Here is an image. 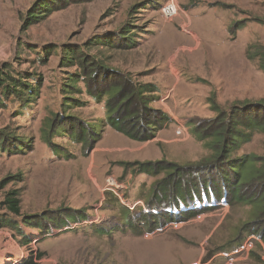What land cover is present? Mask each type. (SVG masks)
I'll return each mask as SVG.
<instances>
[{
  "label": "rangeland",
  "instance_id": "rangeland-1",
  "mask_svg": "<svg viewBox=\"0 0 264 264\" xmlns=\"http://www.w3.org/2000/svg\"><path fill=\"white\" fill-rule=\"evenodd\" d=\"M35 1L0 0V68L7 65L15 76L43 81L31 101L10 97L0 109V130L25 144L10 151L0 144V220L21 222L2 203L12 190L19 192L22 214L72 209L86 217L46 235L23 225V232L0 228V264L30 258L36 264H192L198 259L225 264L219 253L245 240L235 241L240 228L256 219L255 204L205 198L201 212L149 230L141 214L169 207L170 201L151 200L154 183L165 174L135 172L124 162L165 161L216 173V162L209 163L215 152L195 128H211L248 103L264 108V0H176L178 12L170 20L160 9L165 0H67L28 26ZM103 38L108 42L97 44ZM69 44L99 60L109 75L102 71L98 81L84 80L77 65L62 61ZM125 79L133 87H157L146 95L148 106L170 117L151 140L136 141L114 130L107 123V99L88 93ZM75 119L100 130L92 149L74 141L67 128L53 127L52 145L45 142L42 130L48 120L69 128ZM179 125L185 128L181 136L176 134ZM232 156L253 161L254 175L263 169L264 128L253 130ZM109 176L124 185L119 195L105 189ZM263 188L264 175L241 189L257 196ZM121 198L138 204L129 208ZM97 225L103 233L95 230ZM262 243L234 264H264Z\"/></svg>",
  "mask_w": 264,
  "mask_h": 264
},
{
  "label": "trees",
  "instance_id": "trees-1",
  "mask_svg": "<svg viewBox=\"0 0 264 264\" xmlns=\"http://www.w3.org/2000/svg\"><path fill=\"white\" fill-rule=\"evenodd\" d=\"M64 3H67V0H36L28 10L29 16L27 17L26 25L29 26L43 19L46 14L63 7ZM122 38L126 37L123 36ZM126 40L128 41L129 38ZM106 41L107 39L103 38L97 44L105 43ZM46 52L48 53L49 50ZM63 53V63H68L66 65H77L81 69V76L84 77V80L90 76L98 81L100 78L99 73L102 71L105 77L109 75V70H105L108 68L103 66L99 60L84 54L80 46L73 44L66 45L63 48ZM11 71V68L7 65L0 68V109H3L5 106L3 100L10 97H14L26 104L27 101H31L38 95L42 87L43 81L40 76L36 77L33 83L29 81V75L23 76L22 73H18L15 76ZM73 75L75 73L71 74V77ZM71 77L69 80L74 81ZM123 77L119 76L121 80H123ZM121 80L118 81L119 83L110 84L109 86L100 85L99 88L89 89L88 93L98 99H107V123L114 130L136 141L153 139L156 133L170 121V117L165 112L148 106L150 99L146 95L156 92L157 87L152 84L133 87L127 84L128 80ZM65 91L67 92L68 90L66 89ZM66 98L72 99L70 97ZM261 112L264 113V108L261 109L259 106L253 107L251 103H248L247 105H243L240 110L233 108L231 113L221 116L218 123L211 128L208 127L201 131H199V128H195L197 137L200 140H207L206 145L215 152V158L209 163L216 162V173L206 171L207 167L200 169L204 166L184 167L165 161L124 162L126 167H132L135 172L151 176L161 173L165 174L154 183L151 200L155 202L160 200V204L170 201L168 203L169 207L166 211L157 212L156 208L154 209L155 211L141 214V220L149 227V230H153L158 226L162 227L173 221L192 217L194 214L201 212V205H203L201 201H204L205 198L211 199L210 201L214 200V203L222 202L230 205L251 202L257 207L258 213L256 219L249 221L240 228V233L235 241H239L244 236L247 238L251 235H258L264 242V188L257 196L243 194L241 189L251 178L255 176L262 177L264 175V166L263 169H258L254 175L253 161L246 157L234 158L232 156L244 142L250 139L253 130L264 128V118L258 120L259 113ZM67 117L70 118L72 116ZM75 120L76 123L73 124L71 121L69 128L60 123L59 125L61 126L57 127L58 120H48L42 130L45 142L52 145L54 129L67 128L74 141H79L84 145L88 144V147L92 149L94 142L99 139L97 135H99L100 130H98L96 124L86 123V125H83V122ZM8 141H10L9 145ZM12 141H17L18 144L15 145ZM0 142L2 149L8 148V151H10L12 146L18 150H22L25 146L22 138L12 135L5 130H0ZM198 170L203 171L199 174ZM212 175H216L217 178ZM151 200L148 204L150 207L153 204ZM191 200L193 203L189 206L188 204ZM20 201L17 190L9 191L6 194L2 201L3 205L15 216L21 217V222L14 219H2L0 220V228L9 226L19 232H23L21 226L23 225L35 228L42 235H46L53 230L69 227L73 222L85 220L86 217L82 210L72 209L44 210L37 214H22ZM128 223L132 224L133 221L130 219ZM133 227H137L136 224H133ZM95 230L100 233L104 232L102 225H97ZM23 237L25 238L26 236L23 235ZM24 241L29 242V238H25ZM21 264L36 263L33 258H30L24 260Z\"/></svg>",
  "mask_w": 264,
  "mask_h": 264
},
{
  "label": "built area",
  "instance_id": "built-area-1",
  "mask_svg": "<svg viewBox=\"0 0 264 264\" xmlns=\"http://www.w3.org/2000/svg\"><path fill=\"white\" fill-rule=\"evenodd\" d=\"M161 12L164 17L170 20L173 16H175L178 12V4L176 0H165L161 5ZM179 128L176 130V134L181 136L183 134V130H185L184 126L179 125ZM124 187L122 183H119L114 176H109L106 178V184L105 189L114 191L117 195L118 188ZM121 201L123 202V199L121 198ZM124 203V202H123ZM127 204L129 208H134L137 206L138 202H131L128 201ZM256 243H262V240L257 235H251L234 250L228 252V253H219L220 255L224 256L226 258L225 264H234L237 259L243 260L246 258L250 252L255 248ZM192 264H210V261L198 259L197 261L193 262Z\"/></svg>",
  "mask_w": 264,
  "mask_h": 264
},
{
  "label": "crops",
  "instance_id": "crops-1",
  "mask_svg": "<svg viewBox=\"0 0 264 264\" xmlns=\"http://www.w3.org/2000/svg\"><path fill=\"white\" fill-rule=\"evenodd\" d=\"M243 260H245V259H243Z\"/></svg>",
  "mask_w": 264,
  "mask_h": 264
}]
</instances>
